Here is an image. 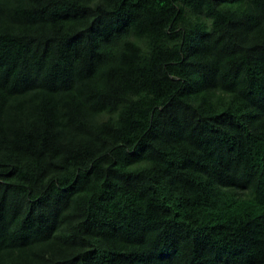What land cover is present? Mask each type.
<instances>
[{
  "label": "trees",
  "instance_id": "obj_1",
  "mask_svg": "<svg viewBox=\"0 0 264 264\" xmlns=\"http://www.w3.org/2000/svg\"><path fill=\"white\" fill-rule=\"evenodd\" d=\"M0 264H264V0H0Z\"/></svg>",
  "mask_w": 264,
  "mask_h": 264
}]
</instances>
